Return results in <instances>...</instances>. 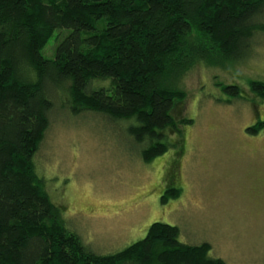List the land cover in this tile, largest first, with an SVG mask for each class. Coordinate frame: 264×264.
I'll list each match as a JSON object with an SVG mask.
<instances>
[{"label": "trees", "instance_id": "obj_1", "mask_svg": "<svg viewBox=\"0 0 264 264\" xmlns=\"http://www.w3.org/2000/svg\"><path fill=\"white\" fill-rule=\"evenodd\" d=\"M260 34L264 0H0V264H227L162 222L118 253L88 251L46 192L36 157L57 101L74 115L128 124L146 162L163 156L168 130L179 134L189 121L173 114L189 71L248 58ZM217 86L243 98L237 85ZM250 87L264 98V82ZM180 195L169 189L161 202Z\"/></svg>", "mask_w": 264, "mask_h": 264}, {"label": "rangeland", "instance_id": "obj_2", "mask_svg": "<svg viewBox=\"0 0 264 264\" xmlns=\"http://www.w3.org/2000/svg\"><path fill=\"white\" fill-rule=\"evenodd\" d=\"M56 32L42 51L54 59L69 31ZM249 57L225 66L198 63L184 78L186 94L168 130L169 151L146 162L128 124L95 113H69L57 101L36 157L37 173L66 228L97 255L118 253L162 222L180 229V241L209 243L210 256L227 264H264V98L251 91L264 82V34ZM222 85H237L233 100ZM229 101H231L229 103ZM228 102V103H227ZM169 189L180 197L162 204Z\"/></svg>", "mask_w": 264, "mask_h": 264}]
</instances>
